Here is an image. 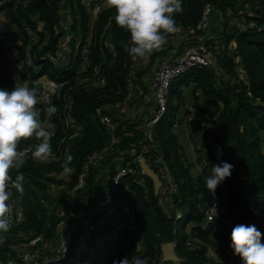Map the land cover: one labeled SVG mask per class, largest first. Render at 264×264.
<instances>
[{"label": "trees", "instance_id": "trees-1", "mask_svg": "<svg viewBox=\"0 0 264 264\" xmlns=\"http://www.w3.org/2000/svg\"><path fill=\"white\" fill-rule=\"evenodd\" d=\"M62 1L0 0V17L13 31L22 78L66 82L49 101L57 109L51 118L49 102L37 106L42 126L53 133L52 156L45 161L32 157L39 143L35 138L18 144L21 153L30 152L24 154L21 168L10 170L13 178L22 174L24 180L9 202L10 228L0 233V264H113L123 258L129 264L136 258L146 264H241L229 247L232 229L219 221L202 229L212 202L205 180L208 167L222 161L233 164L231 177L217 187L229 211L226 218L232 228L259 218L264 222V0H182L183 11L174 19L178 30L188 33L176 40L165 34V43L146 58L128 52L129 36L115 24L114 9L102 10L91 24L90 0H64L61 5ZM206 7L214 13L211 29L220 35L217 39L207 38L211 29L207 34L197 29ZM64 17L73 19L70 32L74 40L81 39L77 47L60 43ZM217 19L224 23L222 30ZM238 22L245 28L253 24L254 29L240 30L235 27ZM217 40L235 43V52L210 51L213 69H190L173 81L166 113L148 142L145 119L152 117L155 101L146 106L141 92L147 93L157 59L172 43L180 54L183 48ZM85 46L89 65L78 73ZM60 49L71 52V76L61 61L47 59ZM6 54L1 44L0 88L11 90ZM238 69L244 71L243 79ZM94 71L105 85L90 86ZM179 112L185 119L193 118L203 138L198 163L208 161L209 166L195 176L173 129L181 124ZM102 115L111 117L109 126L99 122ZM73 129L77 137H71ZM69 155L74 171L65 175L62 166ZM138 156L158 176V191L134 163ZM159 160L162 163H156ZM125 167L132 172L114 185ZM82 174L83 187L75 189ZM188 201L189 213L181 225ZM66 234L71 242L61 259L58 249ZM35 239L39 241L32 244ZM166 244L174 245L177 262L163 261L161 248Z\"/></svg>", "mask_w": 264, "mask_h": 264}, {"label": "clouds", "instance_id": "clouds-1", "mask_svg": "<svg viewBox=\"0 0 264 264\" xmlns=\"http://www.w3.org/2000/svg\"><path fill=\"white\" fill-rule=\"evenodd\" d=\"M106 5L115 10V24L129 36L128 52L139 58H146L159 49L165 43V34L178 31L174 15L183 11L182 0H106ZM38 103V90L29 82L14 85L11 90L0 88V233L9 230L12 212L9 202L16 191L22 190L23 175L13 178L10 174V170L21 168L26 160L18 151V144L21 140L35 138L39 143L32 157L45 161L52 156L53 133L42 126ZM56 111L49 102L48 117ZM217 154L222 156V150ZM72 159L69 155L68 163L62 166L65 175L74 171L69 166ZM233 167L227 161L208 167L205 186L213 197L217 187L231 177ZM229 240V247L241 264H264L262 232L254 224H237ZM113 264H129V261L114 259ZM133 264H146V260L136 258Z\"/></svg>", "mask_w": 264, "mask_h": 264}, {"label": "built area", "instance_id": "built-area-1", "mask_svg": "<svg viewBox=\"0 0 264 264\" xmlns=\"http://www.w3.org/2000/svg\"><path fill=\"white\" fill-rule=\"evenodd\" d=\"M64 0L62 1L63 5ZM87 11L90 16V23L92 24L94 20L97 18L98 14L106 9L110 8L106 5V0H90L87 3ZM64 15L69 16L70 11L64 10ZM213 12L210 8L206 7L203 9L200 21L198 23L197 29L200 33L207 34L209 30L211 29L213 25ZM73 26V19L70 17H64L63 19V31L64 36L62 37L60 43L61 45H67V44H74L75 40L70 32L71 28ZM237 28L243 31H247V28L254 29L253 24H249L248 27L245 28V26H242L240 23ZM38 33H41L44 35V31L42 27L37 28ZM188 32L184 30H178L175 33L170 34L171 39H178L180 36H183L184 34H187ZM192 33V32H191ZM13 38V39H12ZM14 36L12 29L7 25V23L3 20L2 17H0V45L3 44L4 47L7 50V62L10 70V79L12 81V86L18 85L23 82H29V83H40L41 90L38 93V105H46L48 102L55 97L58 92L65 87L66 82L65 81H59V80H32V79H23V67L21 64V59L19 55L16 53L14 49ZM74 42V43H73ZM32 40L30 44H32ZM81 43V42H80ZM80 45V44H79ZM236 47L235 43L225 44L223 41H213L212 44L206 46L204 44H199L193 47H189L185 49L183 54L174 61H168L165 62L148 80L147 83V93L141 92V95L144 98H147L149 95L154 97L155 101V109L152 119L149 121L148 125V131L146 134L147 140L149 142H152L153 140V128L155 125H157L160 120L164 117L166 113V96L169 92V89L173 83V81L179 77L180 75L186 73L190 69L194 68H207V69H213L212 62L208 59L207 55L210 51H228V52H235ZM88 49L87 46L83 47L82 50V57L80 60L79 67L77 69L78 73L84 71L88 65H89V57H88ZM48 61L50 63H58L61 61L66 66V72H68V76H71L72 72L75 68V66L71 63V52L66 51L63 52L62 49L57 51L54 55L49 56ZM94 81L90 83V86H96L105 85V80L99 76V73L97 71H94ZM238 77L240 79H243L244 77V71L241 69H238ZM127 89L129 91L133 90V84L131 80H127ZM37 105V106H38ZM67 109H69V106H66ZM111 117L108 115H102L99 119V122L104 126H109L111 124ZM186 124L189 127L187 134L188 136L192 135L193 132L191 131V122H193L192 117L186 118ZM70 121L66 120V126L72 129L70 125ZM180 124L176 123L173 125L174 130L179 129ZM71 137H77V131L72 130ZM113 141H110V144H112ZM194 155V164L197 170L199 172L204 168L208 167V161H203L201 163H198L199 160V153L201 151V145L198 142L193 143V147L191 148ZM30 149L25 150L22 152V154L29 153ZM150 158V157H149ZM94 158L90 159L89 163L94 162ZM135 164H138L139 166L142 163H146L143 156H138L134 160ZM156 163H162L161 160L156 161ZM130 168V166H128ZM128 167L122 168L119 170L118 174L116 175L114 179V185H116L119 180L128 175L132 172ZM141 168V167H140ZM142 175H145L144 171L141 170ZM84 184V174H82L79 178L78 184L76 185L75 189H81ZM172 190L168 191V194H171ZM220 190L216 189V194L212 197L211 205L205 210L204 212V222L202 224V229L207 230L214 222H221L225 224L229 229H232L231 221L224 217L220 213V208L222 204L224 203V197L222 196ZM178 218H181V215H178ZM213 218V219H212ZM254 224L261 232H262V242L264 239V222H262V219L259 218L257 220H253L248 222L246 225ZM129 229L133 231V226L129 224ZM39 241V239H35L32 244ZM71 242V236L69 234H66L62 243L59 246L58 252L61 257V259H64L66 257V252L69 248V244Z\"/></svg>", "mask_w": 264, "mask_h": 264}, {"label": "rangeland", "instance_id": "rangeland-1", "mask_svg": "<svg viewBox=\"0 0 264 264\" xmlns=\"http://www.w3.org/2000/svg\"><path fill=\"white\" fill-rule=\"evenodd\" d=\"M216 24H217V27L218 28H220L221 30H222V28L224 27V23L221 21V20H216ZM240 24V22H238L236 25H235V27L237 28V26ZM210 31V30H209ZM209 35V34H208ZM210 35L212 36V37H216L215 39H217V38H219V34H217V32H215L214 31V29H211V31H210ZM210 35L207 37V38H209L210 37ZM80 42H81V39H76L75 40V43H74V47H77L79 44H80ZM164 63H162V64H159V67L155 64V67H154V70H155V72L163 65ZM154 97L153 96H151V95H149L147 98H144V102L146 103V106H149L148 104H151V103H153L154 102ZM155 103V102H154ZM140 104V103H139ZM156 104V103H155ZM190 105H187L188 106V109L189 110H193L192 109V104L191 103H189ZM155 109V108H154ZM185 109V108H184ZM152 112H153V114H154V110H152ZM182 112H183V110H182ZM182 112H179L178 113V119L181 121V124H180V126H179V129L178 130H175V134L177 135V137H178V141H179V144H180V146L183 148V147H187V149L185 150V152H188V154L190 153V151L192 150L191 148L193 147V143L194 142H198L200 145H201V143H202V136L200 135V133L197 131V128L195 127V125H194V123L193 122H191L192 124H191V131L193 132V134L192 135H190V136H188V134H187V131H188V129H189V127L187 126V124H186V119H185V117L182 115ZM152 117H153V115H152ZM152 117L151 118H148V120H147V118L145 119V121L147 122V123H149V121L152 119ZM178 120V121H179ZM149 142V141H148ZM151 145V144H150ZM191 149V150H190ZM193 152V151H192ZM102 170H104V169H102ZM202 171V170H201ZM200 171V172H201ZM100 172H103V171H100ZM200 172H199V170H197L196 171V173L195 174H193L194 176L195 175H198V174H200ZM155 174V173H154ZM160 186H161V183H160ZM188 213H189V201L187 202V204H186V206L184 207V210H183V220H182V222H181V225H183V223H184V221L186 220V218H187V216H188ZM181 229V228H180Z\"/></svg>", "mask_w": 264, "mask_h": 264}, {"label": "water", "instance_id": "water-1", "mask_svg": "<svg viewBox=\"0 0 264 264\" xmlns=\"http://www.w3.org/2000/svg\"><path fill=\"white\" fill-rule=\"evenodd\" d=\"M32 85L37 88L38 93H39L41 90L40 83H32ZM261 140L264 143V135L261 136ZM140 167L144 171L145 175L154 182L155 190L158 191V188L160 187V181H159L158 176L156 174H154V172L148 167V165L146 163H142L140 165ZM220 213L224 217H227L229 215V211H228L225 203L222 204V206L220 208ZM161 251L163 254V261L164 262H169V261L177 262L178 261V258L174 252V245L166 244V245L162 246Z\"/></svg>", "mask_w": 264, "mask_h": 264}, {"label": "crops", "instance_id": "crops-1", "mask_svg": "<svg viewBox=\"0 0 264 264\" xmlns=\"http://www.w3.org/2000/svg\"><path fill=\"white\" fill-rule=\"evenodd\" d=\"M209 35H210V33H209ZM209 38H212V39H214V38H216L215 36L214 37H212L211 35H210V37ZM179 46L178 45H176L175 43H172V46L170 47V48H168V49H165V53H164V55L162 56V57H160L159 59H157V61L155 62V64L159 67V64H162V63H165V62H168V61H172V60H176V59H178L182 54H183V52L185 51L184 49L185 48H183L182 49V52L179 54L178 52V48ZM184 50V51H183ZM178 53V54H177ZM264 135V134H263ZM187 149V147L185 146V147H183V151L185 152V150ZM191 150V149H190ZM185 154V156H186V160H187V163L190 165V168H191V173L192 174H195L196 173V171H197V169H196V167H195V164H194V155H193V152H192V150L190 151V153L188 154V152H185L184 153ZM263 219V218H262Z\"/></svg>", "mask_w": 264, "mask_h": 264}]
</instances>
